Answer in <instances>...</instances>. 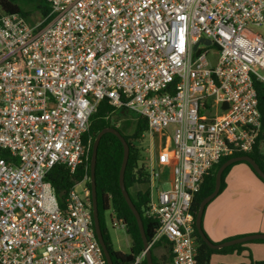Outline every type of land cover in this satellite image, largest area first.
Here are the masks:
<instances>
[{
  "label": "built area",
  "instance_id": "built-area-1",
  "mask_svg": "<svg viewBox=\"0 0 264 264\" xmlns=\"http://www.w3.org/2000/svg\"><path fill=\"white\" fill-rule=\"evenodd\" d=\"M46 1L35 24L0 12V263L107 264L91 177L63 204L48 181L88 161L107 101L112 118L125 108L149 126L150 247L167 241L172 264H197L195 194L221 158L253 151L262 128L264 35L252 28L264 26V0ZM202 38L211 43L197 53ZM112 224L126 230L116 214ZM144 261L145 250L131 264Z\"/></svg>",
  "mask_w": 264,
  "mask_h": 264
},
{
  "label": "trees",
  "instance_id": "trees-1",
  "mask_svg": "<svg viewBox=\"0 0 264 264\" xmlns=\"http://www.w3.org/2000/svg\"><path fill=\"white\" fill-rule=\"evenodd\" d=\"M32 11L37 12L41 18H44L49 15L51 8L46 0H0V12L2 13L21 14L29 20V17L32 15ZM255 87L257 89L259 108L262 114V128L256 140L253 151H251L250 153H235L233 155L221 158L220 162L212 169L210 175L206 178L200 191L197 192L194 197V202L192 205V213L195 218L194 235L199 244L197 264H211V258L216 254L227 255L233 254L234 252H238L239 254H241L245 249L244 246L247 244H264V240H258L244 244H237L220 250H213L203 241L196 228V217L200 208V204L204 198H206L214 191L216 184V174L222 164L236 156L250 155L258 163L262 171H264V84L256 82ZM113 110L114 108L111 107L107 103V101H102L99 105L97 113L92 117L91 125L86 135L87 139H90L91 141L90 158L88 159V161L85 164L80 165L75 173H70V171L63 166H56L48 175V181L53 184L61 204H63L69 191L75 186V184L81 182L85 178V176L91 177L92 150L97 135L104 128L108 127H114L119 130L117 124L112 120L111 117ZM120 112L126 113L129 111L124 108L120 110ZM148 130L149 126L147 120L140 116L137 129L132 137H127L121 132L130 146V156L125 173V183L127 189H129V187L134 184L148 183L147 171L144 163H142L141 165L139 164V162L141 161L140 151L135 144V142L143 140V134ZM2 155L5 157L8 156L7 153H2ZM123 157L124 147L120 139L114 134H105L101 138L98 147L95 176L101 230L114 264H131V262L134 260V257L144 251L143 240L141 237L139 226L137 224V220L132 213L129 205L127 204L120 188L119 177ZM240 163L247 164L252 169L254 174L264 182V180L257 175L250 164L246 162H237L230 165L224 171L222 176L220 194L226 188V177L229 174L230 170L235 165ZM87 186L91 189L90 181L87 182ZM132 200L142 216L146 236L149 240H151L158 228V222L157 220L150 219L146 216V210L149 203V191L145 193L139 192L137 197L135 199L132 198ZM108 210H112L116 214L117 218L122 219L126 224V231L132 239V245L129 254H124L114 249L104 217V213ZM163 243L164 244L160 242L156 246H153L152 250L161 246L167 249L169 255L167 257H163L162 259H158L155 255H153L154 264H172L171 244L167 241H163ZM249 258L250 263L240 264H264V260L256 261L252 258L251 254ZM144 264H147V262L144 261Z\"/></svg>",
  "mask_w": 264,
  "mask_h": 264
},
{
  "label": "crops",
  "instance_id": "crops-1",
  "mask_svg": "<svg viewBox=\"0 0 264 264\" xmlns=\"http://www.w3.org/2000/svg\"><path fill=\"white\" fill-rule=\"evenodd\" d=\"M203 226L215 243L264 233V182L247 164H237L230 170L225 190L205 210ZM244 248L241 254L234 252L216 255L247 258L246 262H226L227 264L250 263L249 256L253 252L257 256L256 261L264 260V244L252 243Z\"/></svg>",
  "mask_w": 264,
  "mask_h": 264
},
{
  "label": "water",
  "instance_id": "water-1",
  "mask_svg": "<svg viewBox=\"0 0 264 264\" xmlns=\"http://www.w3.org/2000/svg\"><path fill=\"white\" fill-rule=\"evenodd\" d=\"M201 42H204L206 44L211 43L209 39L202 38L194 46V50H197V53H199L198 45ZM107 133H111V134L116 135L123 144L124 157H123V162H122V166H121V170H120V177H119L120 188H121L122 194H123L127 204L129 205L132 213L134 214V216L137 220V224L139 226V230H140L141 237L143 240V247H144V250L146 251V262H147V264H154L153 250L149 245L150 244L149 239L147 238L146 233H145L144 222H143L142 216H141L140 212L138 211L137 207L135 206V204H134V202L130 196V193L126 187V183H125V173H126V169H127V165H128V161H129V156H130V146H129L127 140L125 139V137L123 136V134L118 129H116L114 127L104 128L97 135L96 140H95L94 145H93V150H92L91 180H90V182H91V197H92V203H93V218H94V226H95L96 235L98 237V240H99L101 246L103 247V250H104V253L106 256V260H107V264H114L112 257L110 255V252L108 250V247L105 243L102 230H101L99 211H98V200H97V185H96V176H95L98 147H99L101 138ZM237 162H246V163L250 164L252 166V168L254 169V171L257 173V175L264 180V171H262V169L260 168L258 163L250 155H242V156L233 157V158L227 160L218 169L217 174H216L215 189L210 195H208L206 198L203 199V201L200 204V208H199V211H198V214L196 217V228H197L201 238L213 250H220V249L230 247V246H234L237 244H244V243H248V242H252V241L264 240V233H257V234H250V235L242 236L239 238H234V239L227 240V241H224L221 243H215L212 240H210V238L206 235V233L203 229L202 222H203V216H204L205 210H206L207 206L216 197H218V195L220 194L221 185H222V176H223L224 171L230 165L237 163Z\"/></svg>",
  "mask_w": 264,
  "mask_h": 264
},
{
  "label": "rangeland",
  "instance_id": "rangeland-1",
  "mask_svg": "<svg viewBox=\"0 0 264 264\" xmlns=\"http://www.w3.org/2000/svg\"><path fill=\"white\" fill-rule=\"evenodd\" d=\"M41 20V17L39 14L35 11H32V15L29 17V22L32 24H35ZM254 32L261 33L264 35V26L263 27H253L252 28ZM213 53V61L218 56V51L215 47L212 48ZM140 118V115L135 112H126L121 113L120 111L116 113L112 120L117 124V127L119 128V131L122 132L127 137H132L137 129L138 120ZM137 148L140 151V159L141 161L139 164L141 165L143 162L146 161L147 153L146 151L149 148L150 145V136L149 134H146V136L143 138V140L135 142ZM167 179H171V172L170 170L167 171ZM169 184H165L164 188L169 189ZM83 185L77 186V191L82 192ZM150 185L149 184H134L131 187H129L128 191L130 193L131 198H136L138 191H141L142 193H145L149 191ZM105 217V223L107 230L109 232L112 244L114 246V249L116 251H120L124 254L130 253V248L132 245V239L131 236L127 233V231L124 228H115L113 227L112 221L115 218V213L112 210H108L104 213ZM254 254V256H253ZM252 256L253 259L256 260V254L253 252ZM153 255H155L158 259H162L163 257H167L169 254L167 252V249L164 247H158L153 250ZM218 258V259H217ZM246 262L247 258H241V257H227V256H221L216 255L212 258L211 264H227L226 262ZM258 261V260H257ZM240 264V263H238Z\"/></svg>",
  "mask_w": 264,
  "mask_h": 264
}]
</instances>
